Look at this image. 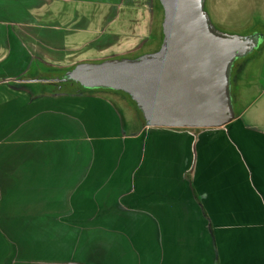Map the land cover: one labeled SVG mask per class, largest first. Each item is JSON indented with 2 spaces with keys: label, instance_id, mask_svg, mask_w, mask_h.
<instances>
[{
  "label": "crops",
  "instance_id": "obj_1",
  "mask_svg": "<svg viewBox=\"0 0 264 264\" xmlns=\"http://www.w3.org/2000/svg\"><path fill=\"white\" fill-rule=\"evenodd\" d=\"M66 1L0 0V264H264V88L222 127L130 131L109 93L33 92L31 67L150 39L127 36L117 0L94 31ZM205 9L222 27L257 16L264 33V0Z\"/></svg>",
  "mask_w": 264,
  "mask_h": 264
},
{
  "label": "water",
  "instance_id": "obj_2",
  "mask_svg": "<svg viewBox=\"0 0 264 264\" xmlns=\"http://www.w3.org/2000/svg\"><path fill=\"white\" fill-rule=\"evenodd\" d=\"M163 11L157 50L136 57L82 61L42 81L71 80L86 89L122 91L150 127L217 128L235 117L234 61L264 41L262 31L231 34L214 26L205 0H158Z\"/></svg>",
  "mask_w": 264,
  "mask_h": 264
},
{
  "label": "rangeland",
  "instance_id": "obj_3",
  "mask_svg": "<svg viewBox=\"0 0 264 264\" xmlns=\"http://www.w3.org/2000/svg\"><path fill=\"white\" fill-rule=\"evenodd\" d=\"M66 2L63 3V6L64 8L67 7V11L70 12H67L68 19L70 21H77L80 26L83 25L85 26L84 28L90 31H94L96 27L95 20L91 19L90 16H93L97 12L100 5L104 7L108 4L107 0H67ZM114 8L120 10L123 15L125 12L126 15L131 18L129 22L131 25L128 27L129 30L127 31V36L132 35L133 37L135 34H138L140 37H145L147 33L149 35L156 27L159 14H157L154 9V0H117L114 4ZM216 27L221 31L231 34L244 35L250 32L248 24H244L240 27H222L219 25H216ZM156 45L157 42L152 44L151 42H144L131 49H120L118 46L105 49L104 47L99 48L96 42L94 43L91 41L85 43L78 49L69 51L67 58L59 60V63L62 62L65 65L62 66V69L64 70L66 67L73 66L82 61L100 62L107 58H118L120 56L133 58L140 55L138 53H148V51ZM237 63L246 65V67L244 69L245 71L241 72L242 75L239 83H231V96L233 95V98L234 96L236 97L235 99H232L235 112H239L242 108H245L264 88V41L260 43L257 49L252 53L234 61L233 65ZM33 68L35 67H31L29 71L31 72L34 70ZM59 74L60 72L56 75ZM28 76L25 80H29V82L26 84L32 87L33 92H38L42 86H45L43 82L33 81L34 78H29ZM17 80L19 79H16V81ZM17 83H19V81ZM56 83L63 88H71L83 92L101 90L82 88L69 80L54 83L53 81H48L46 84L49 87H52ZM107 95L115 108L117 115L120 117V126L122 130L130 131L135 128L140 121V115L136 113L129 99L120 94V96L117 94L111 95L110 93Z\"/></svg>",
  "mask_w": 264,
  "mask_h": 264
},
{
  "label": "trees",
  "instance_id": "obj_4",
  "mask_svg": "<svg viewBox=\"0 0 264 264\" xmlns=\"http://www.w3.org/2000/svg\"><path fill=\"white\" fill-rule=\"evenodd\" d=\"M154 9H155L156 13L159 14V18H158L156 27L152 30V32L150 34V39L147 42H151V44L157 42V45L156 46H153V47H156V50H157L158 47H159V44L161 43V40H162L161 20H162V16H163L162 7H161V5H160V3H159L158 0H154ZM258 20H259V18L257 16H254V17L251 18L250 22L248 23L249 28H250V31H253V30H256L257 29L256 24L258 23ZM214 26L216 27L215 24H214ZM263 31H264V28H263ZM138 54H141V53H138ZM120 57H122V56H120ZM40 65L42 67H44V69L47 71L46 73H44V74H36V72H32V71L29 72L28 74L26 73L27 75H29V78L30 77L31 78L33 77L34 78L33 81H37L40 78H44V77H49V76H52V75H56L58 72H60V74H62L64 71H66L67 69H69L70 67H72V65H71V66L66 67L63 70L62 69V66H58V65L46 64V63H41ZM60 70H62V71H60ZM22 76H26V75L24 74ZM69 81H71V80H69ZM60 92L61 91H54L51 94H57V93H60ZM62 92L63 93H68V94H79V93H87V92L88 93H92V92H97V91H92L91 90V91L83 92V91H79V90H76V89L69 88L67 90H63ZM100 92L117 94L118 96H120V95L126 96L129 99V101L132 103L133 108L136 111V113H138L140 115V121L139 122H141L142 124H144V121H143V118H142V115H141L140 111L137 109L135 103L131 100V98L126 93H124L122 91H113V90H100ZM235 114H237V112H235Z\"/></svg>",
  "mask_w": 264,
  "mask_h": 264
},
{
  "label": "flooded vegetation",
  "instance_id": "obj_5",
  "mask_svg": "<svg viewBox=\"0 0 264 264\" xmlns=\"http://www.w3.org/2000/svg\"><path fill=\"white\" fill-rule=\"evenodd\" d=\"M159 45H160V44H159ZM155 50H156V48L154 47V48L150 49L148 52H153V51H155ZM239 66H240V64L237 63V64L233 65V67H232V72H231V83H233L232 80H233V77H234V75L236 74V72L240 70ZM38 80H39V79H38ZM53 83H54V82H53ZM49 88H51V89L54 90V91H61V90H63V89H69V88H63V87H61V86H58V84H54V86L49 87ZM235 98H236V97L234 96V98H233V95H232V99H235Z\"/></svg>",
  "mask_w": 264,
  "mask_h": 264
}]
</instances>
